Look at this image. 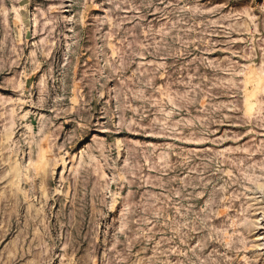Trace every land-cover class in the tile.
<instances>
[{
    "label": "rangeland",
    "instance_id": "1",
    "mask_svg": "<svg viewBox=\"0 0 264 264\" xmlns=\"http://www.w3.org/2000/svg\"><path fill=\"white\" fill-rule=\"evenodd\" d=\"M0 264H264V0H0Z\"/></svg>",
    "mask_w": 264,
    "mask_h": 264
}]
</instances>
